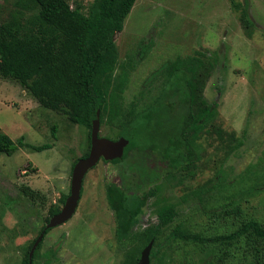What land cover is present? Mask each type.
Returning <instances> with one entry per match:
<instances>
[{"label":"rangeland","instance_id":"374dc122","mask_svg":"<svg viewBox=\"0 0 264 264\" xmlns=\"http://www.w3.org/2000/svg\"><path fill=\"white\" fill-rule=\"evenodd\" d=\"M91 1L69 0L72 7ZM236 1L248 2L256 27L245 29L231 0L135 1L115 36L119 62L135 63L124 94L126 105L139 100V108L151 100L155 84L149 94L140 95L145 80L164 61L201 51L218 58L204 91L210 103L216 102L215 121L179 168L150 147L135 149L121 163L101 159L84 178L75 214L45 234L34 264H123L127 252L140 246L138 240L122 243L116 237L106 197L111 182H137L155 190L138 230L157 222L156 210L166 204L178 211L168 227L181 224L194 233L234 228L237 219L226 213L232 202L241 203L244 216L264 222V189L240 193L252 182L248 177L259 176L264 182V0ZM16 2L0 0V22ZM54 124L57 138L52 136ZM0 131L14 140L25 136L31 145H52L41 151L21 147L13 154L0 152V264H22L49 222L46 218L52 217L50 207H62L61 196L70 193L74 161L89 148L88 127L42 107L18 82L0 76ZM117 133L101 125V136L118 139ZM231 133L243 141L234 151ZM25 185L38 191L35 200L21 191ZM162 251L167 264H184L186 259L193 264L199 257L195 247L178 242H165ZM156 260L151 257V264Z\"/></svg>","mask_w":264,"mask_h":264},{"label":"trees","instance_id":"16d2710c","mask_svg":"<svg viewBox=\"0 0 264 264\" xmlns=\"http://www.w3.org/2000/svg\"><path fill=\"white\" fill-rule=\"evenodd\" d=\"M135 1L92 0L87 6L78 3L72 7L69 0H17L8 17L0 22V76L18 82L42 107L66 115L72 123L87 126L89 148L81 157L89 154L92 122L100 110L101 125L108 124L118 130V137L130 140L121 158L105 161L121 163L135 149L150 147L158 149L172 168H179L194 154L197 140L205 131L210 132L207 126L215 121L216 102L210 103L204 91L218 58L199 51L164 61L145 80L141 92L140 98L149 94L155 84L157 92L151 100L139 108V100L126 105L124 94L135 63L119 62L115 36L123 30ZM231 2L233 9L240 12L245 29L256 27L248 2ZM52 131L57 138L56 124ZM229 137L236 140L231 150L243 144L234 133ZM21 147L41 151L52 145H31L25 142V136L14 140L0 131V152L13 154ZM193 166L196 167L195 163ZM123 176L129 177L125 172ZM248 178L252 182L240 193L253 194L264 189L262 178ZM21 191L34 200L38 194L29 185ZM154 193L155 190L137 182L106 186L117 239L140 242L139 247L127 252L124 264H137L142 249L151 240V257L157 259V264H167V253H161L167 241L195 247L199 257L193 259V264H264V222L244 216L240 202L228 205L226 213L234 214L237 223L226 232L194 233L181 224L168 227L178 214L172 204L158 208L157 222L138 230ZM67 196H61L62 203ZM60 209V205H52L49 214L53 216ZM49 219L46 218L47 222ZM45 228L43 225L41 232ZM50 229L46 228L45 234ZM42 241L33 254L32 264ZM34 242L22 264H30ZM184 264H189L188 259Z\"/></svg>","mask_w":264,"mask_h":264},{"label":"water","instance_id":"95a60500","mask_svg":"<svg viewBox=\"0 0 264 264\" xmlns=\"http://www.w3.org/2000/svg\"><path fill=\"white\" fill-rule=\"evenodd\" d=\"M100 130L101 111L98 110L97 117L92 122L91 147L89 154L86 157H81L75 163L72 171L70 193L67 196L60 212L54 214L50 218L49 222L46 224V228H53L61 225L73 217L81 199L84 178L90 169L95 167L101 159L112 161L116 158H121L124 155L125 148L129 144L130 140L125 136H120L118 139L100 136ZM46 228L40 233L31 248L29 253L30 264H32V258L36 248L44 238ZM153 245L154 240H151L142 249L137 264H151V251Z\"/></svg>","mask_w":264,"mask_h":264},{"label":"flooded vegetation","instance_id":"af4514ba","mask_svg":"<svg viewBox=\"0 0 264 264\" xmlns=\"http://www.w3.org/2000/svg\"><path fill=\"white\" fill-rule=\"evenodd\" d=\"M176 107H178V105H176L174 108H173V114H174V116L175 115H177V111H176ZM101 136V135H100ZM111 183H115V182H111ZM106 197H107V194H106ZM67 198V197H66ZM107 201H108V199H107ZM109 203V202H108ZM63 205H64V203H63ZM62 205V206H63ZM110 206V205H109ZM62 208V207H61ZM61 210V209H60ZM113 211V210H112ZM60 212V211H59ZM50 220V219H49ZM138 227V226H137ZM121 242V241H120ZM124 242H127V241H124ZM124 242H122V243H124ZM124 264V263H123Z\"/></svg>","mask_w":264,"mask_h":264}]
</instances>
